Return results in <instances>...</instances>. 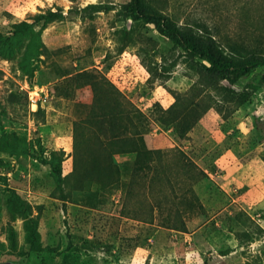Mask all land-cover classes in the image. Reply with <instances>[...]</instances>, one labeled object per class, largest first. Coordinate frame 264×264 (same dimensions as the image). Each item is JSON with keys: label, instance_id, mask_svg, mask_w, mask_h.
Instances as JSON below:
<instances>
[{"label": "rangeland", "instance_id": "374dc122", "mask_svg": "<svg viewBox=\"0 0 264 264\" xmlns=\"http://www.w3.org/2000/svg\"><path fill=\"white\" fill-rule=\"evenodd\" d=\"M239 56L264 0H142ZM132 0H0V264H264V81L207 73Z\"/></svg>", "mask_w": 264, "mask_h": 264}, {"label": "trees", "instance_id": "16d2710c", "mask_svg": "<svg viewBox=\"0 0 264 264\" xmlns=\"http://www.w3.org/2000/svg\"><path fill=\"white\" fill-rule=\"evenodd\" d=\"M142 2L132 0L131 15L137 20L155 24L161 34L171 38L187 55L205 61L207 73L213 78L235 82L240 76L261 68L264 81V54L239 56L211 33L195 28L183 30L169 16L145 9Z\"/></svg>", "mask_w": 264, "mask_h": 264}]
</instances>
